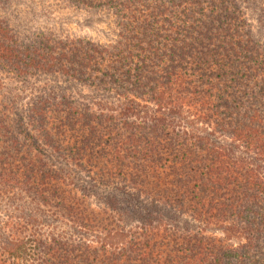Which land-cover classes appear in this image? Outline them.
Wrapping results in <instances>:
<instances>
[{"label":"trees","instance_id":"16d2710c","mask_svg":"<svg viewBox=\"0 0 264 264\" xmlns=\"http://www.w3.org/2000/svg\"><path fill=\"white\" fill-rule=\"evenodd\" d=\"M0 211V264H264V1L0 0Z\"/></svg>","mask_w":264,"mask_h":264},{"label":"rangeland","instance_id":"374dc122","mask_svg":"<svg viewBox=\"0 0 264 264\" xmlns=\"http://www.w3.org/2000/svg\"><path fill=\"white\" fill-rule=\"evenodd\" d=\"M264 1V0H263ZM37 12L40 16L38 21H44L48 25L55 26L57 29L63 32L84 34L93 38H98L100 40H106L112 36L113 24L111 18L106 14H85L83 12L73 11L70 8H44L39 3L36 7ZM1 215V211H0ZM210 231H216L209 227ZM67 235V234H66ZM71 235V233H70ZM75 243L78 241L74 235L71 237ZM78 242H82L81 239ZM17 247V245H15ZM82 244L76 246L72 250V254L79 249H83ZM19 249H22L21 246ZM17 249V250H19ZM15 250V249H14ZM29 250V249H26ZM85 252V250H82ZM22 250H19L21 253ZM80 261V258L77 259ZM84 261V260H81ZM84 264H93V261L89 259L88 262L84 261Z\"/></svg>","mask_w":264,"mask_h":264}]
</instances>
